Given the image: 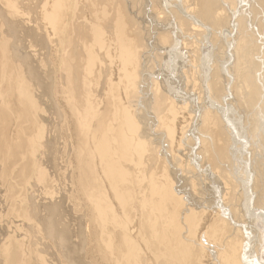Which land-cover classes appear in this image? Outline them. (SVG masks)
<instances>
[{
  "label": "rangeland",
  "instance_id": "obj_1",
  "mask_svg": "<svg viewBox=\"0 0 264 264\" xmlns=\"http://www.w3.org/2000/svg\"><path fill=\"white\" fill-rule=\"evenodd\" d=\"M23 1L25 2V4L23 3ZM34 1L35 0H9V1L0 0V4H1L0 9L1 8L4 9V11L1 9L3 11V12L1 11L2 13L0 12V18H1L0 23L3 20L2 18H4L3 22L0 24V48H1L0 49L1 50L0 51V137H1L0 138V264H70V263L71 264H120V263L121 264L122 263L123 264L124 263L134 264L133 262L134 259L136 261V264H140V263L143 264V260H144V264H159L161 260L162 262L164 261L165 264H169V263L170 264H190L188 262V259L184 257V254H183L184 241L181 238L186 234L185 232H187L188 234L190 223H189V220L187 219V215L181 212V209L182 211L183 209L186 210L187 204L185 203L188 200H189L188 201L189 207H193L192 205H190V203L199 201V199L197 198H195V200L197 199L195 201L194 197H196V195L198 196L200 192L203 193L205 192V190L207 191V189L205 190L203 189V191L199 188L197 189L196 188L197 186H195L196 182L194 180L193 181L195 183L193 182L194 184L193 185L190 182H187L188 180L186 179L185 182L187 183L184 185H185V189L186 190L188 189L187 192L189 191L188 192L189 194L191 192L190 196L185 195V197H183L184 195H182L181 193L180 196H177L178 199L174 201L175 204H174L173 209L170 210L172 208V206H170L169 211H167L168 208H166L167 210L164 211L160 208L157 209V207L154 206L152 203V202L155 203V200L158 197L157 195L152 196V199H150L149 196H148L149 198H147V196L145 197V194H142V193H140L138 196V191L136 190L137 192H135V188L131 187V188H128L129 193L131 194L130 197L133 198L130 201V204H131L130 209L132 211L131 216L132 217L134 216L135 218L133 217L131 219V217H129V214L127 215L128 209H125L123 207L125 205L124 204L125 202L121 200L119 197L122 194H124V192H122L124 191V189L120 186L119 184L120 182H117L118 179L113 176L114 169L110 168L109 161L111 162L113 161L115 165L120 166L125 161L130 159L131 155H130L129 150L133 148L131 135H128L125 137L123 133L120 136L121 140L116 139L115 145L111 149L110 152H114V153L119 152V153L114 155L113 157H111L110 155L103 157L102 156L103 153L99 148V143L100 142L103 143V140L105 139L104 135L106 137V135H108L107 133H110L112 135L110 136L111 138L112 137L116 138L117 136L116 130H118L117 124H118V121L119 122L121 121L119 119L124 114V105H127L131 101L136 100L132 94L134 90L131 91L133 89V85L128 80L125 81V79L121 77L122 72L124 70L119 71L121 75L118 72H116L118 71L116 68H119V65H118L119 62L115 58H112L114 59L113 62L112 63L108 62L112 73L111 72L108 73V75L104 76L103 79H101L102 75H101V72H99L100 68H98L100 67V65H96L94 67L95 68L94 70L96 72L91 75L89 74L91 76L89 77V75L85 73L86 63L83 62L81 64V69H80V66L78 69L80 70L79 78L81 80V83L79 81V85L81 86V87L79 86V88L81 90L79 88L78 90L77 87L74 86L75 85L74 79L72 78L73 77L72 73H74L72 72L73 63L72 65L69 64L71 63L70 60L67 58V55L66 56L64 55V54L69 53L70 45L68 44L64 46V44L59 43L55 35H53L54 34L53 30L50 27L43 24L44 22L43 16H44L45 9H43L42 7L43 5L46 6L47 4L51 5L52 0H44V2L43 0H38V1L36 0L35 2ZM131 1L132 0L129 1L130 8H131V3H134L136 0H133L134 2H131ZM147 1L148 0L137 1L135 2L136 5L135 4L132 5L134 7H137L138 5L136 10L134 7L132 8H134L133 10L137 11L136 13H140L141 15L140 16L139 14H135L136 16L139 15L138 17H141L140 19L142 20V22L141 20L139 21H140V26L142 25L141 27L143 28L141 27L140 28L141 30H143V34L145 38L147 34L150 35V37L152 36L151 37L152 40L150 41V44H149V46L152 48V46H154L152 42H154L155 37H159L158 36L159 33L161 36L163 34H166L167 31L169 30L171 34L170 36L174 35V32H173L174 24L170 22L171 19H166L167 21L163 20L161 21V23H155V20H156L155 12H157V9L160 10V8H162L161 4H163V1L162 0L161 1L160 0H156V1L149 0L148 2ZM167 1L168 3L172 2L170 4H173V5L177 3V0L176 1L167 0ZM256 1L260 3L262 0L261 1L260 0H254V1L253 0H248V1L236 0L234 1L236 3L235 6L237 8L234 7L233 9L234 12L232 13L233 15H230L228 12L225 11L226 14L228 13L227 16L230 19L227 17V19H229L227 20L228 22L227 21H224L226 23L223 22V26H224L222 28L223 30L214 28L215 32L213 33L212 36H209V37H207L206 33L204 32L205 35L203 34V36L206 38V40H204L203 39L204 37L202 36L199 37V39L197 40L201 41V42L199 41L200 44L198 41H195V39L190 38L189 40L188 37L182 38L177 35V38L179 41L186 40L188 42H185V43L190 44L189 45L191 46L190 48H193L191 60L193 59L192 57H195L196 54L201 51L202 52L197 54L196 57H199L198 55L203 56V54L205 55L208 52L209 55L206 58V60L208 59L211 60V62L213 63L212 66L215 67L216 70L219 72L218 74V72L216 71V74L218 75V77L216 78H218L217 81L219 80V83H220L219 84L220 90H222L220 91V95L222 97L219 95L218 97L220 98H218L216 102L220 100L222 101L217 103L219 105L214 104V109L216 111L212 107H210V111L211 112L213 111L214 114L217 113L216 117L217 115L218 116L221 115L220 117H217V119L218 118L220 119L222 117L223 119L221 118V120L223 124H226V126L230 125L229 129L234 132V134H232V136H234L233 140L235 143L238 141L237 143L239 144L236 150L233 151L234 158L232 159L233 160V162L231 163L232 170L230 168V171H231L230 174L231 175L234 174V176L232 177L234 180H236V178L240 175L241 172H246L249 170L252 176L255 175L258 178L259 185L258 184L256 185L258 186L257 188L259 191V195L261 197L260 199L261 203H257L253 205L252 207H250V209L247 211L246 214L243 215V217H242V213L238 211L239 212L238 214H241L242 218L238 219L237 221L238 223L234 222V225L231 226L232 228H236L237 229L236 231L239 232L238 237L233 239V241L234 243H239L240 238L243 241L242 244L244 245H242L241 254L245 252L244 253L245 255L244 254H243L244 256L241 255V259L242 260L244 259L243 262L246 261L245 263H248V264H264V152H262L264 151V148H263L264 147V136H263L264 135V126H263L264 121H262V119L260 118V115H258L257 113L258 110L256 109L254 110L253 106H250V104L247 102L246 103L242 102V105H241V102L239 103L238 99L234 98V96L236 95L235 90H236L238 83H236L237 82L236 75H234L236 71H233V68H229V67H233L232 65L234 63V60H233L234 56H233V51H232L233 46H230V45L232 44L234 45V42H236L237 38L240 37V34L242 31L243 32L248 31V33L252 32L251 34L255 33L254 35H252V40L253 42L257 41L258 43L261 41L260 43L263 45L258 44V43L257 44L260 47L263 46L261 48L262 49L261 55L264 57V54H263L264 53V31H263L264 26H261L264 24V23H261V22H264V18H263L264 5H263V1L260 4L255 3ZM9 2L11 4H9ZM36 2L38 3L36 4ZM251 3L253 4V6ZM21 4H23L24 6ZM152 4L154 7L152 6ZM25 5L27 6V8L25 7ZM253 7H255L254 8L255 11H253L254 10L252 9ZM22 8L23 9L26 8V9L23 11ZM31 8L33 9V11H31L32 10ZM248 8H250L254 13L253 12L250 13L251 11ZM138 9L139 10L142 9V10H140L139 12ZM153 9H154V12L152 11ZM86 11L87 10L85 9V18H86V21H89L90 13ZM20 14H22L21 15L22 17L20 16ZM29 15H31V17ZM238 15L239 16L243 15L240 17V20L244 19L243 22L239 21L241 22L240 26H242L241 27L242 31H240V34H238L239 33L238 27L235 26L236 25L235 22L237 21H234V18ZM252 15L254 16L253 18H252ZM146 16H147V19H145ZM10 19L12 23L10 21L9 22L5 21V20H10ZM28 19L29 20L32 19V20L29 21ZM143 21L144 23L146 22L147 23L144 24ZM168 21L170 22V24H172L171 25L172 28L169 27L170 24L168 23ZM10 24L11 26L9 27L8 25ZM19 25L22 26V28H20L21 31L22 29H26L24 26L27 27V31L26 30L22 31V32H25V31L28 32V33L26 32L23 33L25 34L26 38L24 35H22V32L19 31ZM6 26L9 28H6ZM216 30L219 31L220 33L222 32L221 33L222 35L220 34L221 35L220 38L218 37L219 32H217ZM3 32H5V34ZM14 32H15V35H14ZM19 32H21L20 35H19ZM38 32L39 33L41 32V33L39 34ZM152 32L153 34H151ZM7 33H10V34L7 35ZM51 33H52V36L50 35ZM9 36L10 37L13 36L14 38L13 37L9 38ZM21 36H24V37H21ZM39 36L44 37V39ZM53 37L55 40L53 41L54 44L52 43ZM147 37L150 38L149 36ZM230 37H231V40H230ZM216 38L221 40L222 43L218 39H217L218 41H214L216 40ZM14 39L16 40V42H14L15 41ZM34 39L37 41H35ZM157 39L159 38H156L155 40ZM223 40L226 42H224ZM190 41L191 43L193 41V43L192 44L189 43ZM211 43L212 44L214 43L215 45L214 44L210 45ZM254 44L256 45V43ZM200 45L202 46L204 45L203 46L204 49ZM194 46H196L199 50ZM63 47L65 48L64 51H63ZM6 48L10 50H7ZM13 48L15 50H18V53L17 51L14 52L16 53L15 54L16 57L12 55L14 54L13 52H9L11 50L15 51L13 50ZM113 48H114V45H113ZM6 51L12 54H9V53L7 54ZM63 52L64 54L62 55ZM187 52L190 53L189 48H187ZM193 53H196V54H193ZM10 56H14V58L16 59ZM18 56H20L21 58H19ZM165 58L166 57H164V59L162 58V61L160 60L162 63H160L158 60H155L153 62H147V66L149 68H151V66L154 67L152 72H154L155 74L153 76L156 77L157 75L159 79L164 78V79H168V81L169 80L171 81V79L174 78L173 76L176 74L175 75L176 79H174L175 81L172 80L171 83L169 82L173 86L172 90L174 91L171 90L170 92L169 90L171 88L168 90V87L166 89L164 88L165 87L164 85H163L164 90L162 91L164 92L166 91L167 93V90H168V93H174V94H171L174 98H171L172 96L169 95L171 100L176 99V101H178L179 99L185 96L184 97L185 102L189 103L190 102L189 100H191L190 98H192L193 96L190 95L191 97L187 99L188 98L187 95H189V93H194V96H197V93H199L198 91L202 90L201 91V99H202L201 102L204 103L202 106L204 108L206 107V109L209 111V108H207L206 106L207 94L204 92V89L202 88L200 89L202 78L201 80L200 78L198 79L199 73L197 71L194 72V70H192L193 67L192 69H190L191 71H189L188 69L189 67L188 68L186 67L187 69L185 67H183L184 69L183 68L180 69V67L178 66L176 67L178 68L177 70L178 72L176 71L175 73L173 72L174 63L171 64L172 62H175V61L174 60L172 61L173 58H171V60L169 58L168 60H166ZM188 58H190V54L188 55ZM17 59L18 60L20 59L21 61L20 60L18 61ZM165 61H167L169 65L168 67H170L169 73L167 72L165 67H163L164 65H162L163 63L165 64ZM263 61H264V58H263ZM102 62L107 63V60L104 59L102 60ZM178 62L180 63L182 61L179 60ZM217 63L218 65L215 66V64ZM186 65L188 64H185V66ZM197 65L199 66V64ZM25 66L29 68H31L32 66V68L29 69V68H26ZM33 68L36 69L38 72L34 70ZM129 68L134 69V66L132 64H129ZM226 68H229V69H226ZM30 70L32 71V73L34 72L33 73L34 77L30 76V74L32 75ZM82 70H84V72ZM158 72L161 73L160 76L158 75ZM185 72L186 73L188 72L187 74H189V76ZM38 73L39 75L41 73L43 77L42 78L40 75L42 79V83L45 78L44 80L45 83L43 84L48 85V86L50 85V87L48 86H42L41 88L38 87L40 84L43 85L41 81H39L40 78L38 76ZM117 73L118 75H116ZM179 73L181 74L177 75ZM229 73H232V75ZM109 74H111V76ZM200 74H201L200 76L203 77L202 71H200ZM222 74H224L225 76ZM35 75L39 78L38 80L36 79L37 77ZM163 75L164 76L167 75L168 77H163ZM186 75L187 77H185ZM233 75H234V80H233L234 82H232ZM108 76L111 77L110 79L111 82L105 83L109 79ZM130 76L132 75L130 74ZM145 76L146 75L144 73V77ZM178 76L179 77L181 76V77L179 78ZM106 77L107 79H105ZM179 79L181 80L183 79V80L180 81ZM124 81L126 82L125 85L122 84L124 83ZM184 82L187 85L186 88H185L186 85ZM111 84L114 86L112 87ZM174 85L176 86V88ZM177 85H179V89ZM180 85H182L181 87L183 88H180ZM232 87L235 89H233ZM75 88L77 89V91L75 90ZM44 89H48V91ZM223 90H224V93L221 94ZM42 91L44 92L42 93ZM79 91H82V92H79ZM77 92L79 95L82 96V97L80 96V98H83L82 99L83 101H81L80 98H78V100L75 99V97H77ZM175 92H177V94ZM180 92L182 93L179 94ZM46 93L47 95L45 96ZM99 93L101 94V96ZM178 94L180 95V97ZM129 96H131L132 99ZM186 99L189 102L186 101ZM92 100L95 101L94 102L95 104L92 102ZM228 100L230 101L229 103H228ZM235 102L236 104H234ZM180 104L182 105V103H179V102L177 103V105H179L178 106L179 108L181 106ZM132 105H134L133 110L136 109V114L141 115L139 119L141 125L139 126L142 128V130H144L146 136L153 141L154 147L157 149L159 156H163V154L166 153V149L168 146L167 144L168 140L166 139V136H165L166 129L174 127L173 125H175L176 126L175 131H178L181 128V126L186 125L187 122L188 123L191 122V120L189 122V118L186 119L188 117L186 114L184 115L177 114L176 120L173 121L172 119H169L167 123H164V126L162 128H157V127H154L156 123L155 121H154L155 123L154 122L151 123V120L153 121L152 118H154L151 110L146 109L143 111L139 109L136 106V104L132 103ZM233 105H236V106H233ZM245 105H246V108L244 107ZM247 109H250V111ZM258 109H262V108H258ZM246 110L251 113L247 112ZM198 113H199V110H198ZM252 113H254V115ZM97 115H98V118H96ZM165 118L166 119L169 118V115L165 116ZM111 119L112 120L114 119V120L112 121ZM94 122H97V123H94ZM192 123L194 122H191L190 124ZM92 124L93 125L95 124L94 127L92 126ZM113 125H115V127ZM92 127L94 129H91ZM119 127H121V125H119ZM253 129L254 131L256 130L257 132L256 131L253 132ZM258 130L259 131L261 130L262 132L260 131L259 133ZM2 134H6V135L3 136ZM196 135L197 134L195 130H191L190 128L188 129L187 136L193 137V139L195 140V139H198ZM93 137H96V138H93ZM260 139L262 140L260 141ZM196 143L197 141H195V143H193L191 147L192 153L195 152L198 146ZM189 145L190 144H188V146ZM195 146L196 148H194ZM51 148L53 150H51ZM261 149L263 150L261 151ZM47 152L48 154H46ZM227 169H229V167ZM208 182L209 181L207 180L206 186L210 185V183L207 184ZM217 182L219 183V180ZM223 182L224 181L222 180V182L220 183H222L223 185ZM211 183L212 184L209 187L211 190L208 189L209 192L211 193V191L213 190L215 192L217 191L220 193L221 192L220 186L219 185L218 187L216 186L217 183L216 182L214 183L213 178H212ZM149 184L153 188L157 187V183H155L153 180L150 181ZM190 185H192L193 188ZM173 187L175 188L179 187L180 189H182L183 186L181 187L179 186V184H177ZM214 187L215 188L217 187V189H214ZM120 188H122V191ZM175 188H173V190ZM212 193H213L212 197H209L208 200L210 202V205L213 203L212 205L214 206L213 207L214 209L208 212L209 215L205 219L206 221L203 222L205 223V226L203 225L204 227H202L200 232L202 233L203 231H207L210 234V235L208 234L207 236V238L210 239L209 240L210 243L216 242L219 245L224 244V247H227V245H229V243L232 240V237H228V233L231 234V232H229L228 230H225L223 226L224 223L222 221L221 216H220V219H218V217L214 215V212L218 210V206H220L222 203H225L227 200L222 199V202H221L220 201L221 193L220 195L219 193L217 194L214 192ZM141 194H142V197H141ZM136 196L138 197L134 199V197ZM199 196H201L202 198L204 197L201 194ZM183 198L186 200L181 201ZM197 205L199 204L197 203ZM152 209L154 210L155 215L154 213H152L153 211ZM146 211L148 212V214H146ZM32 212L35 213V215ZM107 214H110L111 216L110 215L108 216ZM140 214L141 216L142 215L143 216L141 217ZM156 215L158 217L156 220H159L158 221L159 223L161 222L159 224L158 234L162 233L161 235L160 234L157 235L158 245L161 247L160 251H163L162 253L165 252L164 254H166V256H169L167 258L165 256L161 258L159 255L155 254L157 252L153 250V248H150L152 246L149 241L150 239L148 238L149 236L145 234L146 232H145L143 223H145V221L147 222L149 219H152L153 216L155 218ZM144 216H145L144 219L146 220L143 219ZM53 217L56 219L55 221L57 223L53 221L54 220ZM136 217L138 218L141 217V218L137 220L138 218ZM129 219H131V221ZM201 222L199 224H201ZM126 223L129 226L126 225ZM55 227L57 230L55 229ZM64 227H66L67 229H65ZM51 228L52 229L54 228L53 230L55 231L52 232ZM216 228H217V231L214 230ZM61 230L63 233H61V236H60L59 232H61ZM125 230H128V231L126 232ZM47 231H49V233ZM225 231L227 233H225ZM55 232L58 233V236L60 237V239ZM50 234L52 235L56 234V235L51 237L52 235ZM159 238L161 239L159 240ZM112 240L113 242L114 240L118 241V242L117 241L114 242L116 246L115 244L112 243ZM60 241H61V246L59 245ZM104 241L106 243H104ZM162 243L165 245L163 246ZM112 245H114L116 249H113L115 247ZM122 250H123L124 255L122 254ZM119 251H121V254H117L119 253ZM206 252L207 251H203L202 256L205 255ZM220 253L221 252H219V256L217 259L212 260V259H209L208 256H206L207 258L204 257L203 258L204 261H202L201 259L199 261V264L201 263L202 264L228 263L229 260L227 258V255L225 257L224 254H220ZM118 255L119 257L121 256L120 258L122 259H120ZM141 256L143 258L142 260H141ZM116 258L120 259L119 260L120 262ZM125 260L126 261L128 260V261L126 262ZM164 262L162 264H164ZM194 264H198V263H194Z\"/></svg>",
  "mask_w": 264,
  "mask_h": 264
},
{
  "label": "bare ground",
  "instance_id": "obj_2",
  "mask_svg": "<svg viewBox=\"0 0 264 264\" xmlns=\"http://www.w3.org/2000/svg\"><path fill=\"white\" fill-rule=\"evenodd\" d=\"M7 1H9V0H7ZM129 1H127V0H52L51 1V5H48L47 4L50 7H48L46 4H45L46 6H44V5H43V7L41 6L43 9H45L44 16H43L44 17L43 24H45L46 26L50 27L53 30V32H54L53 35H55V37L57 38V40H58L59 43L64 44V46H66L68 44L70 45L69 53L64 54V52H63L62 55L63 54L65 56L67 55V58L71 62L69 64L72 65V63H73V66H72L73 69L72 68L71 69H72V72H74V73H72V72L71 73L73 75L72 78L74 79V84H75L74 86H76L77 89L80 86L79 85V81L81 83V80L79 78V74H80L79 71L80 70H78V69H79V66H80V69H81V64L83 62L86 63L85 73H87L88 75L89 74L91 75V74L95 73L96 71L94 70L95 69L94 67L96 65H100V67H98V68H100V71L99 72H101V75H102V78L101 79H103L104 76H107L108 75V73H110V72L112 73V71L110 70V66L108 64V62H110V63L113 62L114 59H112V58H115L119 62V64H118L119 65V68H116L118 70L116 72L119 73L120 70H124L122 72V75L120 73L119 74L121 75L122 78L125 79V81L128 80L133 85V89L131 91L134 90L132 92V94H133V97L136 100L135 101H131L127 105H124V114L120 117V119H119V120H121L120 122L116 119L118 121V124H117L118 125V127H117L118 130H116L117 131L116 138H113V137L111 138L110 136H112V135L110 133H107L108 135H106V137L104 135V138L105 139L103 140V143L102 142L99 143V148H100V150L103 153L102 156L105 157L107 155H110L111 157H113L114 155H116V154L119 153V152L118 153L110 152L111 149L115 145L116 139H120L121 140V137L120 136L123 133H124V136L125 137L128 136V135H131V138H132V147L133 148L129 150L130 155H131L130 159L127 160V161H125L120 166L115 165L113 161L112 162L109 161L110 162V164H109L110 168L114 169L113 170V176L118 179L117 182H120L119 183L120 186L124 189V191H122V188H120L121 191L124 192V194H122V195L119 194V195L122 196V197L119 196L120 199L125 202L124 203L125 205L123 207L125 209H128L127 210V215L129 214V217H131V219H132L134 216L133 217L131 216L132 215V211L130 209V207H131L130 206L131 205L130 204V201L133 198L130 197L131 194L129 193V189L128 188L133 187V188H135V192L138 191V196H139L140 193H142V194H145V197L147 196V198L150 197V199H152V196H156L157 195L158 197L155 200V203L152 202L153 205L157 207V209L160 208V209L166 211L167 210L166 208H168L167 211H169V209H170L169 207L172 206V208L170 209V210H172L173 207H174V204H175L174 201L178 199L177 196H180L181 193H182V195H184L183 197H185V195H187V196L189 195L190 196V194H191V192H190V194L188 193L189 191L187 192L188 189L187 190L185 189V185L184 184H186L187 182H190L191 184H193V182L195 181L196 182L195 186H197L196 187L197 189L199 188L202 191H203V189L204 190L207 189V191L205 190V192H203V193L200 192L198 194V196L201 194L205 198L204 197L202 198L201 196H199L200 197L199 198L197 195H196V197H194V200H195V198H197V199H199V201L198 202H191L193 204L190 203V205H192L193 207H189V204H188L189 203L188 202L189 200H188L185 203V204L188 205V206L186 205V210L183 209V211H182V209H181V212H183L184 214L187 215V219L189 220V223H190L189 230H188L189 231L188 234H187V232H185L187 235L185 234L186 236L184 235L183 236L184 238L181 237L182 240L184 241V248H183L184 249L183 250L184 257L186 259H188V262L190 264H194V263H198L199 264V261L201 259H202V261H204L203 258L206 257V256H208V258L209 259H212V260L217 259L218 256H219V252H221L220 254H224L225 257L227 255V258L229 260V262L228 263H225V264H248V263H245L246 261L243 262L244 259L243 260L241 259V255H243L245 253V252H243V254H241L242 253V251H241L242 250V245H244V244H242L243 241L241 240V238H240V242L239 243H234V241H233V239H235L236 237H238V235H239L238 233L239 232L236 231L237 230L236 228H232L231 226L234 225V222L235 223H238L237 222L238 219L242 218L243 215L246 214L247 211L250 209V207H252L253 205H255L257 203H261V201H260L261 197L259 195V191H258V188H257L258 186L256 185V184L259 185L258 178L255 175L252 176L250 174L249 170L246 171V172H241L240 175L236 178V180H234L233 177H232V176H234V174H232V175L230 174L231 173L230 168L232 170L231 163L233 162L232 159L234 158L233 151L236 150V148H237V146H239V144L237 143L238 141L235 143L234 140H233V137L234 136H232V134H234V132L229 129L230 128V125L226 126V124H223L222 123V120H221L222 117L220 119L218 118L220 121L217 119V117H220L221 116L220 114H219L220 116L217 115V117H216V114L217 113L214 114L213 111L212 112L210 111V107H212L214 109V104H217L220 101H222V100H220V101L216 102L217 99L220 98V97H218L220 95V91H222V90H220L219 80L217 81L218 78H216V77H218V75L216 74V71L217 70H216L215 67L212 66L213 63L211 62V60H209V59L206 60V58L209 55L208 52L205 55L203 54V56L198 55L199 57H196L197 54H199V53L202 52L201 49H200L201 52H199L197 54L196 53H193V54H196V56L195 57H192L193 58L192 59L193 61H192L191 60V56H192L193 48H190L191 47V46H189L190 44L185 43V42H188V41L185 40L186 38L184 39L185 41H179L178 38H177V35H178V36H180L182 38L183 37H188L189 40L191 38V39H195V41H198L199 42L200 40H197V39H199V37H201V36L204 37L203 34L205 35V33H206V36L207 37L212 36L213 33L215 32L214 31L215 30L214 28H217L219 30L222 29L224 27L223 26V22L230 19L227 16V14L229 13L230 15H233L232 14L234 12L233 9H234V7H236L235 6L236 3L234 1H236V0H234V1L233 0H177V3H175V5L170 4L172 2H169L168 3L167 0H165L166 3H165L164 0H162L163 1V4H161V7L162 8H160V6H159L160 10L157 9V12H155L156 13L155 18L158 21L157 22L155 20V23H161V21H163V20L165 21L166 19H171L170 22L172 24H174L173 25L174 26L173 27L174 28L173 29L174 35L170 36L171 34H170V31L169 30L167 31L166 34H163L161 36H160V33H159V35L157 34L159 37H155L154 38V42H152L154 46L151 45L153 49L149 46L150 41L152 40L151 39L152 36L150 37V35L147 34L146 35V38H145V36L143 34V30H141V28H143V27H141L142 25L140 26V21H139V20H141L140 19L141 17H138L140 15V13H136L137 11H135L136 8L138 7V5H137V7L132 6L133 4H135V2L140 1V0H136L135 2L132 0L131 2H134V3H131L130 2L131 3V8H130ZM174 1H176V0H174ZM246 1H248V0H246ZM262 1H263V5H264V0H262ZM1 2H3V1H1ZM43 2H44V0H43ZM23 3L25 4L24 1H23ZM37 3L38 2H36V4ZM255 3L258 4L259 2L256 1ZM9 4H11V3L9 2ZM139 4H140V2H139ZM158 4H160V3H158ZM21 5H23V4H21ZM26 5H25V7L27 8ZM13 6H12V8H13ZM152 6H153V4H152ZM252 6H253V4H252ZM132 7H134L135 10H133L134 8H132ZM255 7H253L252 9H254ZM1 9H0V12L2 10L4 11V9H2V10ZM25 9H23V11ZM85 9L87 10L86 12L90 13V16H89L90 19H89V21H86V18H85ZM239 9H237V10H239ZM248 9H250V8H248ZM5 10H6V8H5ZM140 10H142V9H140ZM140 10L138 9L139 12H140ZM31 11H33V9ZM152 11L154 12V9ZM225 11L228 12V13L226 14ZM250 11L249 12L252 13L253 11H255V9L253 11L250 9ZM11 13H12V11H11ZM135 14H139V15L136 16ZM21 15L22 14H20V16ZM253 15H252V18L254 17ZM29 16L31 17V15H29ZM241 16H243V15H241ZM241 16L238 15V16H236L234 18V21H237V22H235L236 25L235 24L234 25L237 26L238 29H239V33L236 32L238 34H240V31H242V29H241L242 26H240V23L241 22H239V21H242L243 22V20H244V19L240 20V17ZM1 17H3V16H1ZM32 17H33V15H32ZM227 17L229 19H227ZM27 18H29V17H27ZM263 18H264V16H263ZM2 19L4 20V18H2ZM145 19H147V16H146ZM3 20L1 21V23L3 22ZM31 20H29V21H31ZM231 20H233V19H231ZM251 20H253V19H251ZM5 21H7V22L10 21L11 22V19L10 20H5ZM19 21H17V22H19ZM149 21H150V19H149ZM247 21H248V19H247ZM23 22H24V20H23ZM141 22H142V20H141ZM170 22L168 21L169 24H170ZM4 23H6V22H4ZM143 23H144V21H143ZM146 23H144V24H146ZM224 23H226V22H224ZM244 23H246V22H244ZM261 23H264V22H261ZM13 24H15V23H13ZM27 24H29V23H27ZM144 24H143V26H144ZM172 24H170L169 27H171ZM5 25H7V24H5ZM21 25H22V23H21ZM21 25H19V31H21L20 30V28H22ZM8 26L10 27L11 24L8 25ZM147 26H148V24H147ZM147 26H146V28H147ZM261 26H264V24L261 25ZM9 27L6 26V28H9ZM24 27L26 29H22V31L23 30H26L27 31V27L26 26H24ZM48 27H47V29H48ZM245 27H244V29H245ZM259 28H261V27H259ZM28 29H29V27H28ZM3 31H4V29H3ZM144 31H146V30H144ZM21 32H19V35H20ZM25 32H22V35L25 36V34H23ZM29 32H30V30H29ZM217 32H219V31H217ZM3 33L5 34V32H3ZM26 33H28V32H26ZM154 33H155V31H154ZM221 33L219 32V36H218L219 38L222 35ZM251 33H248V31L247 32L246 31H244V32L242 31L241 34H240V37L239 38L236 37L237 40H236V42H234V45L233 44L230 45V46H233V48H232L233 50L232 51H233V56H234V58H233L234 63L232 65L233 67H229V68H233V71H236L234 73V75H236V81H237L236 83H238V85H237V87L235 86L236 87V90H235L236 92L235 91L234 92L236 93L237 96L235 95L236 97L234 96V98L235 99H238V102L239 103L241 102V105H242V102L243 103L244 102L245 103L247 102V103L250 104V106H253L254 110L255 109L258 110L257 111L258 115H260V118L262 119V121H264V61H263V58L264 57L261 55V53H262L261 52V50H262L261 48L263 46L260 47L258 45V44H261L260 43L261 41L259 39H258L260 41L259 43L257 41L256 42H253L252 35H254L255 33H253V34H251ZM8 34H10V33H7V35ZM151 34H153V32ZM14 35H15V32H14ZM50 35L52 36V33ZM155 35H156V33H155ZM223 35H224V33H223ZM24 36H21V37H24ZM147 36H149L150 38H148ZM12 37L13 36H11V37L9 36V38H12ZM39 37H41V36H39ZM25 38H26V36H25ZM41 38L44 39V37H41ZM156 38H159V39L155 40ZM6 39H7V37H6ZM203 39L206 40L205 37ZM203 39H201V40H203ZM211 39H212V37H211ZM217 39L218 38H216V40H214V39L213 40L214 41H218L219 39L218 40ZM11 40H13V39H11ZM22 40H23V38H22ZM230 40H231V37H230ZM232 40H234V39H232ZM35 41H37V40H35ZM53 41H55L54 40V37H53V40H52V43L54 44ZM219 41L221 42V40H219ZM14 42H16V40ZM43 42H41V43H43ZM200 42H199V44H200ZM224 42H226V41H224ZM189 43H191V41ZM192 43H193V41H192ZM254 43H256V45ZM213 44L211 43L210 45H213ZM113 45H114V48H113ZM205 45H206V43H205ZM217 45H218V43H217ZM261 45H263V44H261ZM32 46H33V44H32ZM59 46H61V45H59ZM200 46H202V45H200ZM203 46H202V48H203ZM192 47H193V45H192ZM194 47H196V46H194ZM57 48H58V46H57ZM187 48H189L190 53L187 52ZM64 49L65 48L63 47V51H64ZM7 50H10V49H7ZM13 50H15V49L13 48ZM207 50H209V49H207ZM16 51L18 53V50H15V51H12L11 50L9 52H13L14 53ZM9 52L6 51L7 54ZM9 54H12V53H9ZM15 54L16 53H14L12 55L15 56ZM186 54H187V56H186ZM189 54H190V58H188V55ZM211 54H212V52H211ZM230 54H232V53H230ZM14 56H10V57H13L14 58ZM18 57L21 58L20 56H18ZM164 57H166L165 58L166 60H168V58L170 60H171V58H173L172 61L174 60L175 62H172L171 64L174 63L173 64V66H174V71L173 72H175V73L178 70V68H176L177 66L180 67V69L183 68V67H185V68L186 67L187 68L189 67L188 68L189 71H191L190 69H192V67H193L192 70H194V72L197 71L199 73L198 79L200 78V80H201V78H202L200 89L201 88L204 89V92L207 94V103H206V106H207V108H209V111L206 109V107L204 108L202 106L204 103L201 102V100H202L201 99V91L202 90H200V89H199L200 91H198L199 93H197V96H194V93H189V95H187V93H186V95L188 97L187 99H189V97H191L190 95L193 96L192 98H190L191 99V100H189L190 102L186 99V101H188L189 103H186L185 102V100H184V97L185 96L182 97L181 99H179L178 101H176V99L175 100L174 99L171 100V98H174L171 94H174V93H168V90L171 88L169 90L171 92V90L173 89V86L170 83H171L172 80L176 79V77H175L176 74L174 73L175 74L173 76L174 78L171 79V81L170 80L168 81V79H164V78L163 79H159L157 77V75H156V77L153 76L155 74L154 72H152L153 69H154V67L151 66V68H149L147 66V62H153L155 60H158L160 63H162L161 61H162V58L164 59ZM5 59H7V58H5ZM14 59H16V58H14ZM104 59L107 60V63H103L102 62V60H104ZM213 59H215V58H213ZM179 60H181L182 62L179 63L178 62ZM129 64H132L134 66V69L135 70L134 69H130L129 68ZM178 64H180V65H178ZM185 64H188V65L185 66ZM197 64H199V66ZM162 65H164L163 67H165V69L169 73L170 72V70H169L170 67H168L169 65H168L167 61H165V64L163 63ZM216 65H218V63L215 64V66ZM219 67H220V65H219ZM26 68H29V67H26ZM31 68H32V66H31ZM31 68H29V69H31ZM200 68H201V70H200ZM229 68H226V69H229ZM33 69H32V71H33ZM219 69H221V68H219ZM34 70H36V69H34ZM32 71H31V73H32ZM82 71L84 72V70H82ZM200 71H202L203 77L200 76L201 75L200 74ZM228 72H227V74H228ZM33 73H32V75L29 73L30 76H33ZM118 73L116 75H118ZM144 73L146 75L145 77H144ZM130 74L132 76H130ZM180 74L181 73H179L177 75H180ZM218 74H219V72H218ZM229 74L232 75V73H229ZM40 75H41V73H40ZM40 75L38 73V76L41 79L42 75H41V77H40ZM90 75H89V77H91ZM109 75L111 76V74H109ZM158 75L160 76L161 73L158 72ZM187 75L189 76V74H187ZM187 75L185 77H187ZM222 75H224V74H222ZM234 75L232 77V82H234L233 81L234 80ZM33 77H32V79H33ZM163 77H168V76L167 75H165V76L163 75ZM39 78L37 77L36 79L38 80ZM40 79H39V81H41V83H42V79L41 80ZM105 79H107V77ZM110 79H111V77H109V79L105 83H110L111 82ZM44 80H45V78H44ZM44 80H43V83H45ZM177 80H178V78H177ZM179 80L182 81L183 79L182 80L179 79ZM227 80H226V82H227ZM125 81H124V83H122L123 85L126 84ZM174 81H173V83H174ZM180 81H178V82H180ZM102 83H104V82H102ZM38 84H39V82H38ZM142 85H143V87H142ZM163 85L165 86L164 88H166V89L168 87L167 93H166V91L165 92L162 91V90H164ZM185 85H186V83H185ZM42 86H48V85H45V84L41 85L40 84L38 87L41 88ZM113 86L114 85H112V87ZM177 86H178V89H179V85H177ZM181 86L182 85H180V88H183ZM48 87H50V85ZM186 87H187V85L185 86V88ZM43 88H45V87H43ZM175 88H176V86H175ZM77 89L75 88L76 91H77ZM233 89H235V88H233ZM44 90H47L48 91V89H44ZM100 90H102V89H100ZM172 91H174V90H172ZM43 92L44 91H42V93ZM79 92H82V91H79ZM97 92H98V90H97ZM177 92H179V91H177ZM177 92H175V93L177 94ZM47 93L45 94V96L47 95ZM95 93H96V91H95ZM181 93L182 92H180L179 94H181ZM222 93H224V90H223V92H221V94ZM74 94H75V92H74ZM101 94H100V96H101ZM142 94H144V95H142ZM78 95L79 94L77 92V97H75V99H77V100L81 96V95H79V96ZM169 95H171L172 97L170 98ZM111 96H112V94H111ZM99 97H98V99H99ZM129 97L132 99L131 96H129ZM179 97H180V95H179ZM80 99H81V101H83L82 100L83 98H80ZM210 100H212V101H210ZM81 101H80V103H81ZM92 102L94 103L95 101L92 100ZM178 102L179 103H182V105L180 104L181 105L180 108L178 107L179 105H177ZM229 102L230 101L228 100V103ZM132 103L133 104H136V106L139 109L143 110V111L146 110V109L151 110L152 113H153V117H154V118H152L153 121L151 120V123L155 121L156 123L154 122L155 123V126L154 127H157V128H162L164 126V123H167L169 119H172L173 121L176 120L177 114H182V115L186 114L188 116L186 119L189 118V122L191 120V122H194V123H192L193 124L192 125V124H190L191 122L190 123L187 122V124L181 126V128L178 131H175V129H176V126L175 125H173L174 127H171V128L166 129L165 136H166V139L168 140L167 141L168 142L167 143L168 146H167V149H166V153H164L163 156H159L158 155V152H157V149L154 147L153 141L146 136L144 130H142V128L139 126V125H141V123L139 121L141 115L140 114H136V109L133 110L134 105H132ZM228 103H226V104H228ZM234 104H236V102ZM217 105H219V104H217ZM233 106H236V105H233ZM237 107H238V105H237ZM244 107L246 108V105ZM258 108H262V109H258ZM194 110H196V111H194ZM198 110H199V113H198ZM247 110L250 111V109H247ZM249 111H247V112H249ZM93 112H94V110H93ZM249 113H251V112H249ZM252 114L254 115V113H252ZM167 115H169V118L166 119L165 116H167ZM180 117H181V115H180ZM96 118H98V115H97ZM96 118H94V119H96ZM182 118H183V116H182ZM182 118H180V119H182ZM254 119H256V118H254ZM225 120H226V118H225ZM7 121H9V120H7ZM255 122H257V121H255ZM94 123H97V122H94ZM98 123H99V121H98ZM119 123H121V124H119ZM151 123H150V125H151ZM176 123H178V122H176ZM114 124H115V122H114ZM94 125L92 124L93 127H94ZM119 125H121V127H119ZM253 125H254V123H253ZM113 126L115 127V125H113ZM93 127L91 129H94ZM189 128L191 130H195L196 131V134H197L196 136H197L198 139H195L194 140L193 137L187 136V133H188V129ZM231 128H232V126H231ZM254 129H253V132H255L257 130V128H256L255 131H254ZM260 131L258 130L259 133H260ZM2 135L4 136L6 134H2ZM2 138H4V137H2ZM93 138H96V137H93ZM261 140L262 139H260V141ZM195 141H197L196 144L198 146H197V148H196V146L194 147V148H196V150H195L194 153H192L191 152V147H192L193 143H195ZM105 143H106V145H105ZM188 144H190V145L188 146ZM51 150H53V149L51 148ZM262 150L263 149H261V151ZM262 152H264V151H262ZM46 154H48V152ZM228 167H229V169H227ZM212 178L214 180V183L215 182L217 183L216 186L217 187H218V185L220 186V190H221L220 193H221V195H220L219 192H217V191L215 192L213 190L211 191V193L212 192H214L216 194L219 193V195H220V201L221 202H222V199L223 200L224 199L227 200L225 203H222L220 206H218V210L216 212H214V215L217 216L218 219H220V216H221L222 221L224 223L223 226H224L225 230H228L229 232H231V234L228 233V237H232V240L229 243V245H227V247H224V244L223 245H219L216 242H211L210 243V241H209L210 239L207 238V236H208L209 233L207 231H203L202 233L200 232L201 229H202V227L205 226V223H203V222L206 221L205 219L209 215L208 212L214 209L213 208L214 206L212 205L213 203L210 205V202L208 200L209 197H212V195H213V193L211 194L209 192V190H208V189H210L209 187L212 184L211 183ZM186 179L188 180L187 182H185ZM152 180L155 183H157V187L153 188V187L150 186L149 182L152 181ZM207 180L209 181L207 184L210 183V185H208V186H206V181ZM218 180H219V183L217 182ZM222 180L224 181L223 182V185H222V183H220V182H222ZM177 184H179V186H181V187L183 186L182 189H180L179 187H177V188L173 187V186H175ZM190 186H192V185H190ZM217 187L216 188L214 187V189H217ZM173 188H175V189L173 190ZM192 188H193V186H192ZM179 189L181 190V192H180ZM142 194H141V197H142ZM138 196L134 197V199L137 198ZM191 196H193V195H191ZM217 198H215V199H217ZM183 200H186V199L183 198L181 201H183ZM215 201H213V202H215ZM197 203L199 205H197ZM163 207H165V208H163ZM101 210H103V209H101ZM145 210H146V208H145ZM55 211H56V209H55ZM104 211H105V209H104ZM238 211L242 213V217H241V214H238L239 213ZM152 213H154V210L152 211ZM167 213H169V212H167ZM33 214L35 215V213H33ZM48 214H50V213H48ZM141 214H140V216H141ZM146 214H148L147 211H146ZM107 215L109 216L110 214H107ZM154 215H155V213H154ZM135 216H136V214H135ZM145 216L143 217V219L145 218ZM165 216H166V214H165ZM141 217H139V218H141ZM136 218H138V217H136ZM139 218L137 220H139ZM157 218H158L157 215H156L155 218L153 216L152 219H149L147 222L145 221V223H143V226H144V229H145V232H146L145 234L147 236H149L148 238L150 239L149 241H150V244L152 246L150 248H153V250H155L157 252L155 254L156 255H159L161 258H163L164 256L167 258L169 256H166V254H164L165 252L162 253L163 251H160L161 250V247L158 245V237H157V235L160 234V233L158 234V232H159V224L161 222L159 223L158 222L159 220H156ZM160 218H162V217H160ZM53 219H54L53 221L56 220L54 217H53ZM131 219H129V220L131 221ZM153 219H155L156 221L153 220ZM144 220H146V219H144ZM201 220H202V222H201ZM200 222H201V224H199ZM79 223H80V221H79ZM126 225H128V224L126 223ZM64 228L67 229L66 227H64ZM53 229H52V232L55 231ZM55 229H56V227H55ZM130 229H131V227H130ZM214 230L217 231V228L214 229ZM58 231H59V229H58ZM125 231L127 232L128 230H125ZM47 232L49 233V231H47ZM55 233L58 236V233L57 232H55ZM61 233H63L62 230H61V232H59L60 236H61ZM225 233H227V232L225 231ZM56 234H53V235L50 234V235H52L51 237H53ZM123 234H125V233H123ZM72 235H74V234H72ZM161 238H162V236H161ZM161 238H159V240ZM59 239H60V237H59ZM116 241L117 240H114V242H116ZM114 242L112 240V243L113 244H115ZM104 243H106V242L104 241ZM147 244H148V242H147ZM159 244H160V242H159ZM59 245L61 246V241H60V244ZM164 245L165 244H163V246ZM112 246H114V245H112ZM115 246H116V244H115ZM117 248H118V246H117ZM121 248H119V249H121ZM131 248H133V247H131ZM134 248H135V246H134ZM113 249H116V247L113 248ZM131 251H132V249H131ZM203 251H207V252H206L205 255L202 256ZM117 254H121V251H119V253H117ZM122 254H123V250H122ZM132 254H133V252H132ZM70 257H72V256H70ZM118 257H119V255H118ZM120 259H122V258H120ZM120 259H117V260L119 261ZM142 259L143 258L141 256V260ZM246 259H247V257H246ZM133 262H134V264H136L135 259H134ZM161 262H162V260H161ZM161 262L159 264H162L164 261L162 263ZM213 262H215V261H213ZM79 263H80V261H79ZM140 264H142V263H140ZM143 264H144V260H143ZM164 264H165V262H164Z\"/></svg>",
  "mask_w": 264,
  "mask_h": 264
}]
</instances>
